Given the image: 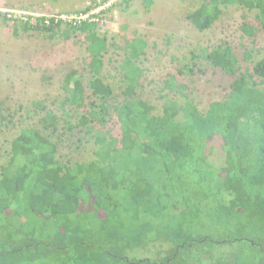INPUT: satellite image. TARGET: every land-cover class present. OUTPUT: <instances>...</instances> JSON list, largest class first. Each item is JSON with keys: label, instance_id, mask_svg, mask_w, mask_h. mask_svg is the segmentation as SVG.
<instances>
[{"label": "trees", "instance_id": "16d2710c", "mask_svg": "<svg viewBox=\"0 0 264 264\" xmlns=\"http://www.w3.org/2000/svg\"><path fill=\"white\" fill-rule=\"evenodd\" d=\"M201 1V28L216 21L222 5L237 4L258 9L264 32V0ZM143 2L149 10L155 0ZM62 22L39 17L22 28L54 36ZM243 29L251 33L252 26L245 22ZM74 32L84 34L88 67L100 74L107 36L90 18L63 31L68 37ZM146 47L142 37L128 43L121 67L130 87L144 85L136 61ZM222 53V70L237 78L240 54L233 47ZM243 54L252 57L248 49ZM74 74L63 83L65 98L82 111L83 129L100 126L95 160L64 159L50 136L34 127L20 129L10 163L0 166V264H264V54L253 63L255 79L239 77V87L205 112L189 98H167L161 114H150L139 99L125 98L115 108L119 137L105 129L109 105H97ZM167 82L186 87L175 74ZM34 105L45 111L42 123L52 134L61 119L75 135L67 111L61 118L43 101ZM217 139L224 151L221 165L210 160ZM51 171L59 173L61 185L53 192L47 185ZM139 179L148 188L135 196ZM139 252L149 254L138 257Z\"/></svg>", "mask_w": 264, "mask_h": 264}, {"label": "rangeland", "instance_id": "374dc122", "mask_svg": "<svg viewBox=\"0 0 264 264\" xmlns=\"http://www.w3.org/2000/svg\"><path fill=\"white\" fill-rule=\"evenodd\" d=\"M201 3L155 0L148 10L143 0H0V166L10 163L11 147L23 127H34L50 136L58 143L64 159L95 160V133L100 126L83 129L79 124L82 111L73 110L66 102L63 83L72 72L79 75V84L97 105H109L112 117L105 129L111 128L116 137L120 131L115 108L127 97L139 99L150 114H161L167 98L180 102L189 98L205 112L212 101L227 97L232 88L239 87V77L243 81L255 79L250 74L253 63L264 54L258 9L222 5L216 21L204 29L198 22ZM39 17L62 20L61 30L52 36L22 28L25 22L35 23ZM82 17L95 20L99 31L108 38L105 65L98 75L88 67L84 34L74 32L68 37L63 33ZM245 22L252 26L251 33L244 31ZM134 37L147 41L145 53L136 61L145 75L142 88L123 82L121 65ZM227 47L235 48L242 58L237 78L231 79L222 70L227 62L222 50ZM246 49L252 53L249 59L244 58ZM173 74L186 87H170L167 81ZM37 101H43L61 118H66L64 110L67 111V119L76 126L75 135H69L61 119L53 134L46 129L42 123L45 111L35 107ZM79 136L82 140L76 143ZM210 160L217 165L223 163L219 139ZM58 176L56 171L49 173V192L60 189ZM147 188L139 179L134 184V195L144 194ZM261 204L263 211L264 203ZM148 254L139 252L137 256Z\"/></svg>", "mask_w": 264, "mask_h": 264}, {"label": "built area", "instance_id": "2783aa9c", "mask_svg": "<svg viewBox=\"0 0 264 264\" xmlns=\"http://www.w3.org/2000/svg\"><path fill=\"white\" fill-rule=\"evenodd\" d=\"M82 19H86V18H85V17H82ZM82 19H80V20H82ZM80 20H79V21H80ZM92 20H93V19H92ZM74 23H75V22H74Z\"/></svg>", "mask_w": 264, "mask_h": 264}]
</instances>
